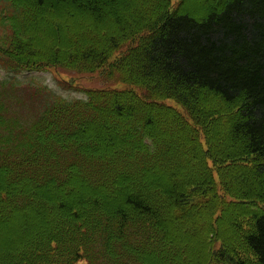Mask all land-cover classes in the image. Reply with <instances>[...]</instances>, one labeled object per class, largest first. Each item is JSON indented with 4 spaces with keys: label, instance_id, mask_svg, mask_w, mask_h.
<instances>
[{
    "label": "trees",
    "instance_id": "obj_1",
    "mask_svg": "<svg viewBox=\"0 0 264 264\" xmlns=\"http://www.w3.org/2000/svg\"><path fill=\"white\" fill-rule=\"evenodd\" d=\"M2 1L0 264H264V0Z\"/></svg>",
    "mask_w": 264,
    "mask_h": 264
},
{
    "label": "rangeland",
    "instance_id": "obj_2",
    "mask_svg": "<svg viewBox=\"0 0 264 264\" xmlns=\"http://www.w3.org/2000/svg\"><path fill=\"white\" fill-rule=\"evenodd\" d=\"M11 7L8 2L0 0V35L4 36L7 32L6 27L1 24L2 20L10 14ZM2 40H0V43ZM1 61V60H0ZM101 73L96 74H80L68 70L50 69L42 72H21L16 74H10L0 66V80L14 79L22 86H32L35 88L46 89L48 93L52 94L57 99H63L66 101L86 100V91L90 90H102L106 88H123L122 83H118L115 80H109L101 76ZM28 86V87H29ZM171 105H175L169 102ZM202 143L205 146V138H202ZM212 166V163L210 162ZM216 180L219 184V179L216 174ZM230 201V199H228ZM246 224H250L249 220L245 221ZM221 250L220 244H215L214 254ZM196 253H199L196 251ZM249 256V255H248ZM251 257V256H250ZM254 262H256L254 256H252ZM78 264H87L85 261H81Z\"/></svg>",
    "mask_w": 264,
    "mask_h": 264
}]
</instances>
